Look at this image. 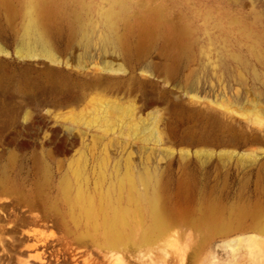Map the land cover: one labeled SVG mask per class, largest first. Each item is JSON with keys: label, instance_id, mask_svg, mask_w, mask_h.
Returning a JSON list of instances; mask_svg holds the SVG:
<instances>
[{"label": "rangeland", "instance_id": "rangeland-1", "mask_svg": "<svg viewBox=\"0 0 264 264\" xmlns=\"http://www.w3.org/2000/svg\"><path fill=\"white\" fill-rule=\"evenodd\" d=\"M263 231L264 0H0V264H264Z\"/></svg>", "mask_w": 264, "mask_h": 264}, {"label": "bare ground", "instance_id": "bare-ground-1", "mask_svg": "<svg viewBox=\"0 0 264 264\" xmlns=\"http://www.w3.org/2000/svg\"><path fill=\"white\" fill-rule=\"evenodd\" d=\"M31 9H36V8L33 5ZM40 14H42V12H40L39 15ZM110 15H111L110 12L106 13V16L108 18L110 17ZM30 21L31 22H30L29 27H28L29 32L32 33L33 38L36 41V43L41 45L46 50L48 42H49V36L52 32L51 26L48 23L43 22L44 20L42 19V17H37V18L32 17L30 19ZM45 52H47V51H45ZM141 197H142L143 201L146 203L147 211H149V213L153 219V222H154L153 231L159 230L164 225L163 216L165 214H164L163 210L161 209L160 202H159L157 195H153V197L151 199H148L146 197V195H143ZM113 215L114 216L118 215V217H114V221H112L111 224L109 223L108 233L116 239L122 235V232H123L122 226L124 225L125 222H124V216L122 213L113 212ZM116 218L119 220V222H120L119 225H121V227H118L117 224L115 223ZM209 220H210L209 222H211V218ZM149 233L150 232H148L147 234L149 235ZM263 233H264V231H263ZM246 243L248 244V247L250 249H251V247H256L258 249H261L260 247H261L262 243H260V241H258V240L248 238Z\"/></svg>", "mask_w": 264, "mask_h": 264}]
</instances>
